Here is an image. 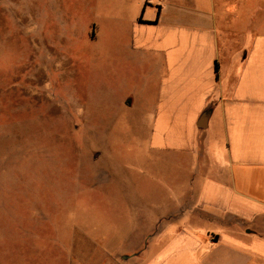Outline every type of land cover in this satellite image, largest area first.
<instances>
[{
  "label": "crops",
  "instance_id": "1",
  "mask_svg": "<svg viewBox=\"0 0 264 264\" xmlns=\"http://www.w3.org/2000/svg\"><path fill=\"white\" fill-rule=\"evenodd\" d=\"M118 8L131 30L116 99L142 112L137 134L163 178L132 185L131 214L113 229L85 231L100 258L84 264H264V0Z\"/></svg>",
  "mask_w": 264,
  "mask_h": 264
},
{
  "label": "rangeland",
  "instance_id": "2",
  "mask_svg": "<svg viewBox=\"0 0 264 264\" xmlns=\"http://www.w3.org/2000/svg\"><path fill=\"white\" fill-rule=\"evenodd\" d=\"M120 16L118 0H0V264L98 261L85 231L113 229L132 185L163 178L142 112L116 99Z\"/></svg>",
  "mask_w": 264,
  "mask_h": 264
},
{
  "label": "water",
  "instance_id": "3",
  "mask_svg": "<svg viewBox=\"0 0 264 264\" xmlns=\"http://www.w3.org/2000/svg\"><path fill=\"white\" fill-rule=\"evenodd\" d=\"M209 117H210V112L209 111H205L200 117L198 126L206 127L207 124H208Z\"/></svg>",
  "mask_w": 264,
  "mask_h": 264
}]
</instances>
